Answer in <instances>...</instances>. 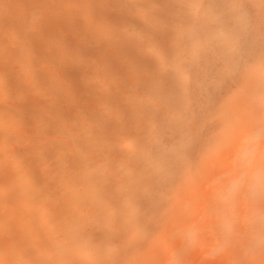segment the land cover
Instances as JSON below:
<instances>
[{"label":"bare ground","instance_id":"obj_1","mask_svg":"<svg viewBox=\"0 0 264 264\" xmlns=\"http://www.w3.org/2000/svg\"><path fill=\"white\" fill-rule=\"evenodd\" d=\"M6 1L0 264H264V0H94L104 66L81 0Z\"/></svg>","mask_w":264,"mask_h":264},{"label":"rangeland","instance_id":"obj_2","mask_svg":"<svg viewBox=\"0 0 264 264\" xmlns=\"http://www.w3.org/2000/svg\"><path fill=\"white\" fill-rule=\"evenodd\" d=\"M8 1H6V4L8 5V8L5 10L6 15H4L3 17H9V18H14V19H18L15 16L17 14H15V13H17V11L19 9H30L31 7H35L36 9H40L41 6L44 5V3H42L43 0H33V4L27 2L26 0H24V1L12 0V2H10L11 1L10 0L9 1L10 3ZM52 2H53L54 5L58 3L57 0H51V3ZM49 3H50V0H49ZM66 6L70 10H75V9H76V11L82 10L83 14L79 13V15L69 18V21H71V22L67 23V24H63V26L65 27V30L64 29L63 30L68 35H73L74 38H76V37L78 38V36H76L78 32L81 35L90 36V37L92 36L91 38L94 41L91 40L90 46L92 48L94 47L93 49H95V51L97 52V56L94 57L91 54H87V56L85 58V61L90 62V61H94L95 60V61H98V63L100 65L104 66V51L106 53L107 52L110 53V51H111V48L108 45H104V42H102V40L105 37L104 36L105 35V33H104V20H102L99 17V15H97V14H95L93 16L94 17L93 19L90 18V19H92V20H90V19H88L89 16L84 13L85 11L93 12L94 9H96V12H97V10L100 8L101 5L99 4L98 1L81 0L79 2L77 1V2H73V3H69L67 1L66 2ZM57 12H58V10L53 9V10H50L48 12L49 16L41 14V15H38V17H36V19L34 17H32V15H30L29 18H31L30 20H32V21H30L29 18H27V21L28 22H32V23H33L34 20L49 21V17L50 16H60V14L57 13ZM7 14H8V16H7ZM92 24H98L100 26L99 29H97L95 31L92 28H90V26ZM18 30H19V25L15 26V27H11L10 25H7V26H5V28H1V30H0V35H2L1 36L2 40H0V60L1 61L7 60V61H9L11 63H14V61H20L21 59H26V56H37L38 55L37 50L34 49L33 47H31L30 45L26 46V47L24 46L23 50L20 49V45L25 43V39H24V36H23L24 33L22 35L20 34V37H19V40L17 41V43H14V41L3 37V35L6 34V33L15 32V31H18ZM94 42H95V44H94ZM92 44L94 46H92ZM11 53L14 55V58H13V55H12V58H10V54ZM99 53H100V55H99ZM118 54H116V55H118ZM88 57H89V59H88ZM78 62L79 61H77V59H75L72 62V64L76 65ZM26 72L29 73V70H26ZM44 75H45V77H49L50 74L45 73V74H43V76ZM94 77L98 78L100 80H104V72L100 71L99 73L94 74ZM58 79L59 80H58L57 84L54 85V86H51V88L54 89V90L55 89L59 90L61 92H62V87L64 85H69V84L73 83V81L69 78V76H65V75L62 76V77L60 76ZM43 87L47 88L46 85H44ZM102 90L104 91V89H102ZM50 99H51V97L45 98V101L50 100ZM11 102H13V101H11ZM97 119H98L97 117L92 116V118H91L92 123H95L97 121ZM8 181H9L8 184L5 183V182H8ZM6 184H7V188L8 187L10 188L11 185H12V182H10L9 179H5V180H3L2 185L5 187Z\"/></svg>","mask_w":264,"mask_h":264}]
</instances>
